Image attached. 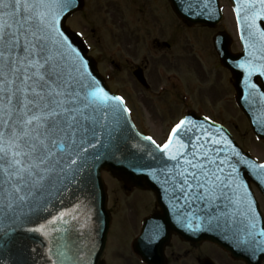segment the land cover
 Wrapping results in <instances>:
<instances>
[{
	"label": "snow or ice",
	"instance_id": "1",
	"mask_svg": "<svg viewBox=\"0 0 264 264\" xmlns=\"http://www.w3.org/2000/svg\"><path fill=\"white\" fill-rule=\"evenodd\" d=\"M197 3L206 5V0ZM234 3L237 19L249 29L248 37L259 41L255 51L264 61V27L257 23L258 19L264 23V0ZM76 5L77 0H0V248L33 214L48 210L53 196L63 195L71 190L70 185L87 179L92 162L110 146L127 111L123 98L111 95L92 75L87 60L61 26ZM247 46L248 55L253 56V45ZM239 67L245 68L249 77L253 71L264 75V64L249 61ZM259 96L264 98V92ZM191 123L181 120L176 124L161 149L176 162L168 169L174 171L173 190L178 188L185 202H202L205 217L199 219L209 224L235 222L237 214L242 216L246 223L239 243L249 259L257 262L264 258V226L256 221V201L250 198L247 181L235 164L229 163L230 171L224 174L221 165L227 158L218 162L211 154L220 149L192 143L201 137L186 127ZM181 130L189 133L188 144L179 139ZM144 139L155 144L150 136ZM218 143L221 141H212ZM241 162L253 170H264V165H253L243 157ZM255 178L264 187V172ZM66 215L70 214L61 212L48 222L54 226L53 232L60 233L55 259L49 257L51 264H76L85 255L67 236V227H55L58 221L68 224ZM45 227L23 230L47 235ZM186 227L192 230L191 221Z\"/></svg>",
	"mask_w": 264,
	"mask_h": 264
},
{
	"label": "water",
	"instance_id": "2",
	"mask_svg": "<svg viewBox=\"0 0 264 264\" xmlns=\"http://www.w3.org/2000/svg\"><path fill=\"white\" fill-rule=\"evenodd\" d=\"M171 1L177 14L193 23L213 24L221 18L218 0H206V5L198 4L197 0H192L191 8H189V0ZM232 2L236 11L234 0ZM81 6L82 3L77 0L76 7L64 17L61 26L74 46L79 49L87 60L92 75L113 95L103 77L98 73L94 60L86 55V47L80 36L65 26L67 17L75 10L81 8ZM238 22L241 26L245 52L238 59V56L229 55L224 50H219L221 56L231 63L230 67L234 73H248L245 68H235L234 64L241 65L251 61L254 65H261L264 64V61L258 59L261 53L255 51L259 41L249 38V29L243 25L241 20H238ZM257 23L264 27L261 19H258ZM249 44L253 45V56L248 55L250 48L247 45ZM256 73L260 72L256 71ZM238 92L239 94L244 93L241 85L238 87ZM242 108L250 118L255 132L259 136L264 137V130H262L264 125L258 123L255 119L249 104H244L243 102ZM123 117L121 129L115 134L110 146L101 150L102 155H100V158L92 162L93 166L87 179L82 181L81 184L70 185L71 190L63 195L53 196L48 210L33 214L31 221L23 225V229L38 227L42 224L46 225L44 232L47 235L23 229L17 230L10 239L4 241V247L0 248V260L3 261V264H51L49 257L51 256L52 259H55L56 236L60 233L53 232L52 228L54 226L48 222L61 212L70 214L64 217L68 224L61 225L58 221L55 227H67L69 229L67 236L75 240L85 253L83 260L77 261L76 264H104L102 256L106 247L111 216L107 209V192L101 175L103 169L111 170L116 177L124 180L129 186H148L156 191L158 203L163 208V211L156 215V218L162 224L163 235L167 234L169 237L171 233L176 232L183 238L193 241L209 240L229 250L235 257L245 260L247 264H260V261L264 258L257 262L251 261L244 250V246L239 243L246 223L244 218L237 214L235 222L229 221L225 223L222 220L218 226L216 222L209 224L206 219H199L200 217H205L202 202L195 200L185 202L178 188L175 191L173 190L175 181L171 179V176L174 171L170 172L168 169L172 168L176 162L169 160L167 155L161 151L162 148L158 149L137 132L131 122L128 111L123 113ZM185 121L193 122L190 125H186V127L191 128L196 136L201 137L199 141L193 139L192 143H203L212 149H220V151L211 153L218 162L227 158V162L221 165L224 169V174L230 171L229 163L236 165L242 177L247 181V187L252 194L250 198H254L250 181L256 182L264 192V187L255 178L258 173L264 172V170L249 168L247 164L241 162V157L253 165L264 164L257 163L249 153L244 152L236 141L229 137L218 125L201 117H196L195 119H189L188 117ZM202 129L206 131H202ZM178 135L184 144L189 143V133L181 130ZM213 140H220L221 143L212 144ZM175 147L176 145L174 144L173 148ZM195 150L202 151L200 148ZM184 151V149H181V152ZM236 152H239L240 156H237ZM196 159L201 160L202 157H196ZM180 162L183 163V156L180 157ZM165 163H167V167H165ZM162 168L164 169L163 172L161 171ZM253 208L256 211L258 226H264V219L257 201L253 204ZM73 216H75V219L72 218ZM189 221L192 223V230L186 227ZM79 233H83V235L79 236ZM164 241L163 239L162 244ZM49 249H52L51 253ZM140 250L142 253L147 254L149 249L143 248ZM57 264H60V262L57 261Z\"/></svg>",
	"mask_w": 264,
	"mask_h": 264
},
{
	"label": "flooded vegetation",
	"instance_id": "3",
	"mask_svg": "<svg viewBox=\"0 0 264 264\" xmlns=\"http://www.w3.org/2000/svg\"><path fill=\"white\" fill-rule=\"evenodd\" d=\"M135 1L137 2L138 0ZM135 1L126 0L125 14L127 16H124V22L123 20L121 21L122 29L117 26L121 31L118 33L125 41V44L120 43L119 46L125 48V56H122V61H124V66L127 68V73H132L134 77L135 73H139L146 79V81L140 82L135 77V82L143 91L142 93L138 92V95L143 97H137L141 101H137L138 99L134 97L132 94L133 91L128 88V85L125 88L127 92H121L129 108L135 111L137 106H139L138 104L146 103L155 111L161 110L164 113L169 110L170 117L178 121L187 110H196L201 114H209L206 111H213V107L218 105L219 108V104H221L224 108L228 106L229 115L225 120V112L223 109L219 108L221 117H217L216 121L227 126L235 135L237 127H239L238 122L241 120L242 113L236 102L233 74L221 62L214 48V40L217 36L222 35L224 39L228 41L231 50L233 52H239L241 47L239 45L236 24L233 23V34L232 31L225 29V27L218 29L224 19L216 26L189 23L178 18L169 0H144L150 3L149 8L153 15L151 16L150 13L145 12L140 6H137V9L134 10L132 6ZM123 2L124 1L121 3L122 5ZM164 12L169 13V16L165 15ZM138 15L140 21H143V25L149 24L147 28H144L147 30L145 34L140 25L136 26L139 21L133 20ZM158 20L161 21L164 29L167 30L165 31L166 34H168L167 37L162 38L154 35L156 34L155 22ZM119 23L120 21H118L117 24L121 27V23ZM125 24L130 28V31H125ZM211 30H214V32L211 33ZM118 33L116 34L117 36ZM151 34L152 36H150ZM182 35L185 37V42L183 44H181L182 39H179V36L181 37ZM85 37L89 40L87 35H85ZM90 44L91 52L94 53V46L92 43ZM237 44L239 46L238 49ZM209 46H211V50L208 48ZM172 51L175 53L182 52L186 58L193 59L195 64L191 61V63L186 62V64L191 68L195 67L194 71L184 70V72L181 73L176 68H169L165 64L159 63V59L164 57L169 60L168 64L175 67L174 65H176L178 58L174 59L173 57V61L170 59L172 57ZM114 54L115 53L108 54L111 62L121 67V59L116 58ZM93 55L97 58L102 73H116V70L112 67H110L111 72L103 70L100 56H106V53L101 52L100 56L96 54ZM193 73H196L200 78ZM209 73H217L215 76L216 78L218 77L219 80H215L214 78L210 79ZM207 78L212 81L211 85ZM207 84L208 86H206ZM215 84L218 86L216 87ZM194 87H197L198 90L196 91ZM175 108L179 110V114H173V116H171V113H173L171 111ZM230 110H233V115L230 113ZM135 116L140 122L142 121L137 116V112H135ZM140 124L143 127L147 126L146 123ZM150 126L154 127L155 124H150ZM161 134L163 136L164 132L161 131ZM137 201L140 202V200L134 201L135 206ZM151 201V199H146V203L143 202L146 206L141 210L136 207L139 211V217L143 214L141 211H145L139 221V225L138 221L136 223V230L129 232V235L126 236L123 234L120 236L118 235L119 241H117L118 244H116V247L122 250L121 258L123 257L125 262L122 263V259V262L119 263L118 258L111 255V247L115 245L110 239L109 251L106 255L107 264H148L135 252L133 244L136 237L141 233L144 218L158 210L154 200L150 205ZM122 238L124 243L119 244ZM175 246L177 247L175 248ZM164 252L165 262H160L159 264H245L243 261L234 259L229 253L209 242L194 243L176 234L171 236ZM221 259L224 260V262H222ZM262 264H264V262H262Z\"/></svg>",
	"mask_w": 264,
	"mask_h": 264
},
{
	"label": "rangeland",
	"instance_id": "4",
	"mask_svg": "<svg viewBox=\"0 0 264 264\" xmlns=\"http://www.w3.org/2000/svg\"><path fill=\"white\" fill-rule=\"evenodd\" d=\"M122 1H124L123 5L121 4ZM129 1H135V0H129ZM125 2L126 0H84L85 3L84 10L80 13H77L75 16L69 19L68 23L74 28L82 30L85 33V35L88 36L89 42L92 43L94 46L93 54H96L97 56H100L101 52L107 54L106 56H102V57L100 56L102 60L103 70H106L107 72H111L110 67H112L116 70V73H103V74L110 79L109 83L113 86L114 90L122 93L127 92L125 91V88L128 85V88H130V90L133 91L132 94L134 95V97L138 99L137 97L143 98L138 95V92L141 93L143 92L142 88L138 87L139 85L135 82L134 75L132 73H127V68L124 66V61H122V56H125V48H121L119 46L120 43L125 44L124 39L118 33L121 32L120 29H118V27L122 29L121 21L123 20L124 22V16H127L125 14ZM222 4L225 10V18L221 26L218 27V29H220L221 27H225V29L232 31V33L234 34V25H233L234 16H233L232 8L230 7V4L227 3L225 0L222 1ZM137 6H140L145 10V12L150 13V15L153 16L152 11H150L149 8L150 6L149 2L144 0H138L137 2L135 1L133 3L132 8L136 10ZM164 14L169 16V13L167 12H164ZM133 20L139 21V23H137L136 26L140 25L141 29H143L142 31L145 34L147 30L144 28H147L149 24L143 25L144 23H142L143 21H140L139 15L136 16ZM118 21H120L121 27L117 24ZM155 24H156L157 32L154 30L156 33L154 35L162 38L167 37L168 34H166L165 32L167 30L164 29V26L161 23V21L158 20L157 22H155ZM125 31H130V28L127 26V24H125ZM210 32L213 33L214 30H211ZM117 33L118 36L116 35ZM150 36H152V34ZM179 39H182L181 44L185 42L184 35H182L181 37L179 36ZM238 47L239 46L237 44V49ZM208 48L211 50V46H209ZM112 53H115L114 55L116 58L121 59L122 61V64H120L121 67H119V65H116L114 62H111L108 54H112ZM171 53H172V57L170 59H172L173 57L174 59L178 58L176 61L177 62L176 65H174L175 67H173V65L168 64L169 60L164 57L159 59V63H163L169 68H176L181 73H183L184 70L194 71L195 67L191 68L186 64V62L189 63L193 62L195 64L193 59L186 58V56L184 55V53L182 54V52L175 53L172 51ZM174 59H172V61ZM193 74H195V76L197 75L196 73ZM216 74L217 73H209L208 75L210 79L214 78L215 80H219L218 77L216 78L215 76ZM197 77L199 76L197 75ZM207 79L208 81H210L209 78ZM211 84L212 81H210V85ZM215 85L216 87L218 86L217 84ZM219 85H220V81H219ZM206 86H208V84ZM194 89L196 91L198 90L197 87H194ZM137 101H141V100L138 99ZM138 105L139 106H137L135 112H137V116L142 120L141 123H146L147 131L152 132L160 142L161 139L163 138V136L161 135V131L166 132L169 127V124H171L172 121L174 120L170 117V111L167 110L164 113L161 110L155 111L153 108H151V106H149L146 103H142V104L140 103ZM226 107L227 108H224L221 104H219V108L223 109L225 112V117H224L225 120L229 115V110H228L229 108L228 106ZM213 108H214L213 111L208 110L206 112H208L211 116L215 118L221 117L220 116L221 111L219 110L218 105H216ZM171 112H173L171 113V116H173V114L175 115L179 114V110H177L176 108L173 109ZM230 113L233 115V110H230ZM150 124H155L153 129L152 126H150ZM238 124L239 127H237V131L235 133L237 138L246 148H248L255 156H257L259 160H264V143L256 140L253 134L249 131L248 123L246 122L243 116L241 117V120L240 122H238ZM110 175L111 173L108 171L103 172L104 179L108 183L107 188L109 193V207L113 208L117 223L116 224L112 223L109 239H111V241L115 245L114 247L113 246L111 247V255L117 257L120 263L122 262L123 257L121 258L122 250L117 249L116 247V244H118L117 241H119L118 235L120 236L121 234H123L126 236L129 235V232L136 230V223L138 221V225H139V221L145 212V211H141L143 214L139 217L138 215L139 211L137 210V208L139 210L143 209V207L146 206L145 204L146 199L152 200L150 202L151 205V203H153L154 197L151 192L134 193L133 191H129L130 189H123L121 184L118 183L116 180H114ZM136 200H140V202L137 201L135 206L134 201ZM263 208H264V203H263ZM123 243L124 241L122 238L119 244H123ZM176 247L177 246H175V248ZM124 262L125 260L123 259L122 263ZM222 262H224V260H222Z\"/></svg>",
	"mask_w": 264,
	"mask_h": 264
}]
</instances>
